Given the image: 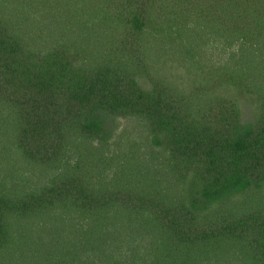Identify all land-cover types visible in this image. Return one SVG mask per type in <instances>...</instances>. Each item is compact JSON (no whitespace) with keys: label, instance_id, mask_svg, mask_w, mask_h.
I'll use <instances>...</instances> for the list:
<instances>
[{"label":"trees","instance_id":"16d2710c","mask_svg":"<svg viewBox=\"0 0 264 264\" xmlns=\"http://www.w3.org/2000/svg\"><path fill=\"white\" fill-rule=\"evenodd\" d=\"M222 250L264 264V0H0V264Z\"/></svg>","mask_w":264,"mask_h":264},{"label":"rangeland","instance_id":"374dc122","mask_svg":"<svg viewBox=\"0 0 264 264\" xmlns=\"http://www.w3.org/2000/svg\"><path fill=\"white\" fill-rule=\"evenodd\" d=\"M121 121V120H120ZM222 261H223V264H226V250H222Z\"/></svg>","mask_w":264,"mask_h":264}]
</instances>
